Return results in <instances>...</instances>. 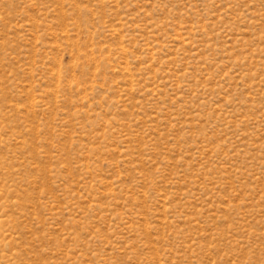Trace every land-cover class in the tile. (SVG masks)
<instances>
[{"label":"rangeland","instance_id":"rangeland-1","mask_svg":"<svg viewBox=\"0 0 264 264\" xmlns=\"http://www.w3.org/2000/svg\"><path fill=\"white\" fill-rule=\"evenodd\" d=\"M0 264H264V0H0Z\"/></svg>","mask_w":264,"mask_h":264}]
</instances>
